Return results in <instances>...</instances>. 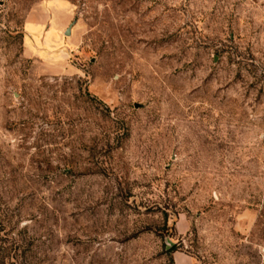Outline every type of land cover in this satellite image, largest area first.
Here are the masks:
<instances>
[{"label":"rangeland","instance_id":"1","mask_svg":"<svg viewBox=\"0 0 264 264\" xmlns=\"http://www.w3.org/2000/svg\"><path fill=\"white\" fill-rule=\"evenodd\" d=\"M0 264H264V0H0Z\"/></svg>","mask_w":264,"mask_h":264},{"label":"water","instance_id":"2","mask_svg":"<svg viewBox=\"0 0 264 264\" xmlns=\"http://www.w3.org/2000/svg\"><path fill=\"white\" fill-rule=\"evenodd\" d=\"M70 34H71V31H70V30H68V31H67V33H66V35H68V36H69Z\"/></svg>","mask_w":264,"mask_h":264},{"label":"crops","instance_id":"3","mask_svg":"<svg viewBox=\"0 0 264 264\" xmlns=\"http://www.w3.org/2000/svg\"><path fill=\"white\" fill-rule=\"evenodd\" d=\"M38 28H39V29H38ZM38 28H37V31H38L37 33H40L39 31L41 30V28H40V27H38Z\"/></svg>","mask_w":264,"mask_h":264}]
</instances>
